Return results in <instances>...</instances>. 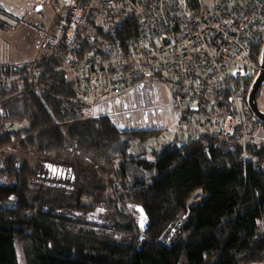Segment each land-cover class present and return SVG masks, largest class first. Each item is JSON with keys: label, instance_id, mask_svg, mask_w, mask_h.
I'll list each match as a JSON object with an SVG mask.
<instances>
[{"label": "trees", "instance_id": "obj_1", "mask_svg": "<svg viewBox=\"0 0 264 264\" xmlns=\"http://www.w3.org/2000/svg\"><path fill=\"white\" fill-rule=\"evenodd\" d=\"M63 55L59 45L21 66L0 65V78L24 87L0 105V152L15 147L47 156L68 150L110 166L122 191L105 197L106 204L118 211L116 201L130 203L118 216L139 208L145 229L125 222L119 226L131 235L128 245L100 242L84 231L101 232L103 225V208L92 204V195L83 204L80 190L70 210L57 198L29 197L33 169L9 155L0 158V264H19L15 240L25 264H264V144L249 139L243 147L235 137L207 134L165 143L150 161L134 160L131 141L144 143L161 132L121 133L109 117H86L91 105L59 71ZM14 90L0 87V97ZM13 123L22 126L5 128ZM7 179L13 183L2 182ZM197 190L203 197L188 205ZM66 193L61 191L62 199ZM183 219L182 234L167 236ZM74 226L84 230L73 233Z\"/></svg>", "mask_w": 264, "mask_h": 264}, {"label": "built area", "instance_id": "obj_2", "mask_svg": "<svg viewBox=\"0 0 264 264\" xmlns=\"http://www.w3.org/2000/svg\"><path fill=\"white\" fill-rule=\"evenodd\" d=\"M87 26L90 29L85 31ZM58 28L60 37L50 36L48 46L64 45L82 55L76 58L69 52L59 68L74 80L81 100L88 101L93 90L98 100L121 99L120 93L129 90L138 110L165 107L156 122L169 132L175 133L182 126L180 120L186 119L193 140L219 131L226 138L235 137L243 147L250 139L249 130L257 119L247 100L264 46V0H218L216 4L203 0H92L90 5L72 0ZM96 35L95 54L83 51ZM139 89L142 95L151 90L154 99H140ZM210 92L216 96L207 105L211 111L201 109ZM226 92H230L227 101ZM117 99L112 103L122 106ZM94 104L93 112L103 106ZM186 106H193V116L185 114ZM103 109L102 116L109 118L129 114L124 106L119 113L108 114L105 105ZM147 128L132 130L162 131Z\"/></svg>", "mask_w": 264, "mask_h": 264}, {"label": "rangeland", "instance_id": "obj_3", "mask_svg": "<svg viewBox=\"0 0 264 264\" xmlns=\"http://www.w3.org/2000/svg\"><path fill=\"white\" fill-rule=\"evenodd\" d=\"M70 1L72 0H0V65L21 66L27 62L35 61L44 51V49L48 51L56 50L57 47L51 48L50 46H48L47 41L50 36L56 37L58 35L60 37V34L58 32L59 22L62 19L64 20L69 8ZM76 1L79 5H90L92 0ZM211 1L216 4L218 0H203L204 3H210ZM235 9L236 7H233V10ZM61 36L63 38L62 34ZM97 41L98 39L96 35L95 39L92 41L93 44H85L82 48L83 51L90 50L93 52V54H95L97 47L94 44H96ZM63 48L64 55L62 58L66 59L70 51L69 48H65L64 45ZM70 54L74 55L76 58L82 57V55L79 54L77 50H74L73 53L70 52ZM63 59L61 65L63 63ZM259 71L260 69L252 75V79L249 82V91L257 76L259 75ZM35 73L37 72H34V77H37ZM68 77L71 79L69 75ZM153 81L156 82L157 80L153 79ZM229 82L234 87V81L232 77H230ZM4 86L5 88L14 87L16 88V90L8 94L7 96L5 95L4 97H0V105L2 102L7 101L9 98H11V96L20 93L24 89V87L17 84L11 78H0V87L2 88ZM134 87L135 86L131 88ZM139 90H134L135 94L137 93V95H139ZM127 91L129 90L120 93L121 99H117L118 96H116L106 97L105 99L98 100L97 98L95 99V97L97 96V91L93 90L90 94L91 97L88 99L91 107L85 110L84 114L86 117H105V115L102 116V113H105L103 111L104 105L107 107L108 114L122 112L121 110L124 106L126 112H129V114L110 116V118L112 119H110L111 122L114 126H116L118 130H120L121 133L138 132V130L132 129H137L138 127L144 126L149 127L147 129L159 128L162 130L159 131L161 133H159L155 139L147 140L144 143H141L137 139H133L128 149L130 158H133L134 160L150 161L153 159L152 157L154 151L159 149L161 145L163 146V144L165 143L169 144L173 140L193 141V139L190 138L193 137L194 134H192V130L184 120H180L182 126L177 127L175 133L169 132L167 128L161 127L159 125V122H156V119L160 120V116H162L163 109L165 107L161 111H157L158 109L151 111L148 109L149 106L145 107L143 111H141L140 108L138 110L136 105L139 106V104L131 99L133 98L134 94L129 95ZM215 92L220 97V92L217 90ZM145 94L146 95H142L140 90V95L137 97H140L141 99V96H146V101H149L148 96H150V99H154V96L151 97V90H146ZM161 96L163 97V101H166L165 95L162 94ZM214 96L215 95H213L211 92L208 93L204 99V107L201 109H207L208 111H211L209 107L207 108V105L214 101ZM229 96L230 92L224 93V100L227 101ZM116 99L120 102V104L123 103V105L118 106L116 104H113L112 102H114ZM256 101L258 108L262 112H264V83L257 92ZM93 103H95L94 105L100 103L103 104V106L98 105L100 107H96L97 109L93 112ZM141 104L144 103L141 102ZM216 104L217 103L215 102V107H217ZM190 108H193V106H186L183 109L185 110V114H188L189 117L194 115V112ZM136 110H138V112H136ZM190 122H192V119L190 120ZM259 123L256 122V125L254 126L256 129L255 132L252 133L253 129H251L248 133L249 138L258 144L261 143L263 130V125H261L262 122ZM260 125L262 126L261 130L258 129ZM21 126L22 124L13 123L6 124L5 128L15 129ZM147 132L148 131H143V133ZM212 135H218L227 139L223 136V133L221 131ZM248 141L246 142V144L248 143ZM178 145H181V143H179ZM17 149L18 148L15 147L5 149L4 151L0 152V158L2 159L10 155L14 158H20L22 161H25L29 164V166H31V168L33 169V177L28 181L29 197L42 195L46 199H50V197L55 199L57 198V200H60V203H64L65 207L69 208L70 210L71 207H74L76 203L75 201L77 199L76 196L81 190L82 193L85 194V196L80 199L83 204L91 203L93 200L90 195H92L94 197L93 199L96 200L93 201L92 204H98L97 208L99 209L103 208V211L101 210L98 215V217L100 216L103 219V223H98L103 224L100 228L101 232L96 229L91 230L89 228L84 230L83 228L74 226L75 228H72L73 233H78L80 232V230H89L92 232L91 234H89V236H97L100 242L106 244L110 242L116 243L118 245H128L131 242V235L123 231L119 224H124L125 222H127L128 225L135 224L138 225V227L145 229V221L143 220V218H141V214L137 210V208L134 209L133 207L129 209L127 207V210H124L125 214L118 216L117 214L123 203L116 201L118 211H115L113 207L106 204L105 200L110 194L114 195L122 191L121 186L118 183L112 182L113 172L110 166H106L105 164L94 158V160L90 161V164L86 161L85 158L80 157L72 151L68 150L58 154L55 153L47 156H39L34 154L33 152L24 153ZM2 182L8 185H11L13 183L11 179L3 180ZM57 188H63L61 190L62 192L66 189L70 193H66L67 197L65 199H62V197L64 196L61 195V191ZM202 197L203 194L201 193V191L197 190L187 204L192 205L195 202L199 201ZM129 204L130 203L128 202L126 204L124 203L123 207H126ZM63 212L67 213L68 211ZM72 214L74 216H77L75 211ZM90 215L91 214H89L88 216ZM185 222L186 221L183 219L182 224L179 227H170L168 229L169 231L167 232V236L169 233L171 239H174L179 235V233L182 234L181 229L184 226ZM14 246L18 263L25 264L22 252V244L19 241L15 240Z\"/></svg>", "mask_w": 264, "mask_h": 264}, {"label": "water", "instance_id": "obj_4", "mask_svg": "<svg viewBox=\"0 0 264 264\" xmlns=\"http://www.w3.org/2000/svg\"><path fill=\"white\" fill-rule=\"evenodd\" d=\"M262 83H264V47H263L262 54H261L259 75L257 76L248 94V104H249L251 112L253 113V115L256 117V119L259 122L264 123V112H262L258 108L257 101H256V94L258 90L260 89ZM137 210L140 212L141 218H144V214L141 213L140 209L137 208ZM139 225H142V224H139Z\"/></svg>", "mask_w": 264, "mask_h": 264}, {"label": "crops", "instance_id": "obj_5", "mask_svg": "<svg viewBox=\"0 0 264 264\" xmlns=\"http://www.w3.org/2000/svg\"><path fill=\"white\" fill-rule=\"evenodd\" d=\"M261 144H264V126H263V130H262V136H261Z\"/></svg>", "mask_w": 264, "mask_h": 264}]
</instances>
